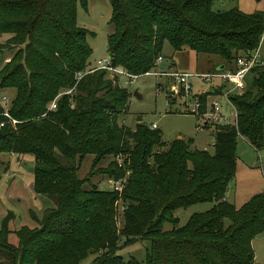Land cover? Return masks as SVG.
<instances>
[{"label":"trees","instance_id":"obj_1","mask_svg":"<svg viewBox=\"0 0 264 264\" xmlns=\"http://www.w3.org/2000/svg\"><path fill=\"white\" fill-rule=\"evenodd\" d=\"M76 4L85 9L86 0H0V34L8 35L0 47L14 48L0 66V89L14 90L8 114L16 121L0 128V152L31 156V188L52 203L39 218L28 211L32 227L11 230L13 214H3L0 264H78L88 253V264H253L251 240L264 231V186L238 205L224 192L234 175L236 137L254 150L262 145L264 64L248 72L240 94L229 96L236 124L214 127L211 153L190 147L189 139L160 149L157 131L116 122L127 91L103 70L84 73L92 33L76 25ZM108 4L106 53L130 75L149 71L164 41L174 51L217 56V67L233 69L235 57L257 47L264 30L262 12L213 10L212 0ZM85 155H91L89 175L123 179L119 191L82 186L87 177L75 171ZM200 201L212 204L177 226L173 211ZM136 240L148 242L142 262L116 254L120 243Z\"/></svg>","mask_w":264,"mask_h":264},{"label":"rangeland","instance_id":"obj_2","mask_svg":"<svg viewBox=\"0 0 264 264\" xmlns=\"http://www.w3.org/2000/svg\"><path fill=\"white\" fill-rule=\"evenodd\" d=\"M212 8L218 11H225L236 8L242 13H251L260 11L264 14V0H212ZM109 4L108 0H86L85 9L78 4L75 6V23L78 27L90 31L91 35H86V42L91 49L87 59L90 65L95 61L107 55L105 49V37L112 30V25L108 22ZM7 34H0V45L4 43ZM258 54L264 61V30L258 43ZM14 51L13 47H0V66ZM160 56L162 58L163 68L168 72H193L201 73L212 72L216 69L220 59L214 55L195 54L187 48L174 51L169 44L164 41L161 45ZM159 69L151 67L149 72ZM112 85L125 89L128 93L125 109L116 116V122L127 128H133L136 118L144 125L155 123L153 130L157 131L161 142L164 144L163 149L174 138L193 139L197 148H203L207 152L212 151V135L209 130L202 129L196 131L194 126L197 120L191 114L178 112L179 99L173 102H166V92L169 84L173 82L172 78L154 76L150 73L137 75L131 79L119 75L109 77L104 75ZM250 80V73L245 76L244 88ZM219 85L217 79H211L208 82L190 79V91L193 94H204L205 101H208L212 94L210 87L217 88ZM135 92L138 97L133 95ZM0 94L8 100H12L14 90L12 88L0 89ZM218 98V97H217ZM192 147V145L190 146ZM158 149L154 147V150ZM235 167L233 178L228 182L225 195L227 201L235 205L243 202L251 193L259 191L264 185V123L262 126V145L257 150L250 147L247 142L240 136L235 140ZM23 160L16 161L15 156L8 152H0V219L3 213L10 212L13 218L9 221V229H17L25 225L34 226L29 218L28 211H32L39 218L42 210L51 206V201L42 194H36L31 188V170L32 158L29 155L22 156ZM91 155H85L76 168L77 177L86 176V181L82 186L87 188L89 183H94L98 188H110V178L100 172L88 174ZM109 161L105 157L99 166H104ZM211 201H200L178 208L173 211L177 217V226L182 225L189 214L201 212L209 208ZM120 206L117 208L116 224L119 223ZM168 224L163 225L167 229ZM9 240L14 241V237L9 235ZM148 248V242L145 240H136L128 244L119 245L116 254L120 255L123 260L132 256L137 261L142 262L145 250ZM253 251V264H264V231L257 234L251 240ZM93 254L88 253L78 264H88Z\"/></svg>","mask_w":264,"mask_h":264},{"label":"built area","instance_id":"obj_3","mask_svg":"<svg viewBox=\"0 0 264 264\" xmlns=\"http://www.w3.org/2000/svg\"><path fill=\"white\" fill-rule=\"evenodd\" d=\"M258 46L253 50L238 55L234 59V68H222L214 70L212 72H168L164 69H157L154 72H145L143 74H152L154 76L172 78L173 82L169 84L166 92V102H173L174 99H179L178 107L175 108L178 112L191 114L197 120L194 128L196 131L202 129L209 130L210 134L213 132L214 127L231 125L235 127L236 124V108L231 103L229 96L240 94L244 90L245 76L248 72L256 66H261L264 62L261 60L258 54ZM162 61L161 56H157L153 61L152 67H157ZM103 70L109 77H117L119 75L126 76L132 79L137 75L127 74L120 66L113 65L109 56H104L95 61L94 65H89L84 73H89L94 70ZM81 74H77L75 78H78ZM196 78L197 80L208 82L211 79H217L219 85L217 88L210 87V93L212 97L205 101L201 100L199 95L193 94L190 91V79ZM71 91L67 89L63 91L65 94H69ZM59 93L56 94L45 105L46 111H52L55 108V103L59 97ZM218 97V98H217ZM10 106V100L4 95L0 94V128L4 125L13 126L16 121L8 114V108ZM69 107H72L70 102ZM146 126L149 129L155 128V123H148ZM119 165V164H118ZM110 180V188L119 191L121 188V182L123 179H108ZM223 198V197H222ZM120 210H121V205Z\"/></svg>","mask_w":264,"mask_h":264},{"label":"crops","instance_id":"obj_4","mask_svg":"<svg viewBox=\"0 0 264 264\" xmlns=\"http://www.w3.org/2000/svg\"><path fill=\"white\" fill-rule=\"evenodd\" d=\"M211 8H212V5H211ZM213 10H216V9H214V8H212ZM218 10V9H217ZM263 61V60H262ZM264 62V61H263ZM193 72H199V71H193ZM174 139H180V140H183V141H185V140H187V139H182V138H174ZM189 140H190V146L192 145V147L193 148H197V146L195 145V142H194V140L191 138H189ZM166 146V145H165ZM165 148V147H164ZM163 148V149H164ZM197 149H200V148H197ZM201 149H203V148H201ZM8 154H10V153H8ZM12 155V154H11ZM21 160H23V158L22 157H16V161H18V162H20ZM264 186V185H263ZM224 198L226 199V195H225V192H224ZM227 200V199H226ZM4 214V213H3ZM254 238H255V236H254Z\"/></svg>","mask_w":264,"mask_h":264},{"label":"water","instance_id":"obj_5","mask_svg":"<svg viewBox=\"0 0 264 264\" xmlns=\"http://www.w3.org/2000/svg\"><path fill=\"white\" fill-rule=\"evenodd\" d=\"M159 68L160 69L163 68V63L162 62L159 63ZM218 69H221V66L216 67V70H218ZM133 95H135L136 97H138V95L135 92H133ZM136 121L139 122V117L136 118Z\"/></svg>","mask_w":264,"mask_h":264}]
</instances>
